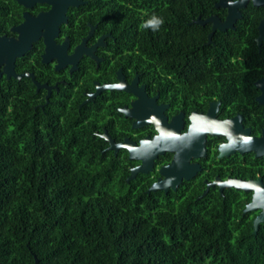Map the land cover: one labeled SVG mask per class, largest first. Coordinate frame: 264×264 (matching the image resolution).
<instances>
[{
  "label": "trees",
  "instance_id": "obj_1",
  "mask_svg": "<svg viewBox=\"0 0 264 264\" xmlns=\"http://www.w3.org/2000/svg\"><path fill=\"white\" fill-rule=\"evenodd\" d=\"M91 2L107 16L106 0ZM108 5L116 51L133 49L122 62L161 94L221 86L219 96H233V79L245 78L237 44L199 50L205 32L174 7L190 0ZM82 97L47 101L28 77L0 79V264H264V223L254 234L239 197L148 192L145 177L127 178L126 152L114 155L95 134L121 138V116L106 99L78 106Z\"/></svg>",
  "mask_w": 264,
  "mask_h": 264
},
{
  "label": "flooded vegetation",
  "instance_id": "obj_2",
  "mask_svg": "<svg viewBox=\"0 0 264 264\" xmlns=\"http://www.w3.org/2000/svg\"><path fill=\"white\" fill-rule=\"evenodd\" d=\"M77 1L78 5L74 3ZM108 1L105 2L108 14L99 19L100 15L91 0H26L27 5H22L16 0H0V37L17 38L18 33L13 29L25 23V16L28 19L41 20L38 25L42 35L31 43L26 53L15 59L14 71L32 73L33 77H22L30 78L35 96H39V99L45 97L49 101L50 96L64 92L65 96H83L78 106L96 101L97 98L110 101L114 112L121 116L120 119L128 129L121 138L112 132V135L109 134L105 128L95 134L106 140V149L114 155L126 152L128 160L132 162L128 166L127 178L132 168L141 166V158L129 159L126 148H110V143L103 134L106 133L114 143L127 139L138 146L147 138L153 140L157 137L158 130L153 123L134 128L136 120L126 118L122 114V110L131 112L132 106L136 109L135 112L138 111V107L132 105L138 97L134 93L103 90L86 100L89 93L92 94L96 90V85L102 87L121 84L124 87L131 86L135 90L146 88L148 100L155 99V105L165 106L162 113L165 124L169 126L166 137L168 146L163 154L154 159L148 172H137L135 177L138 174L145 177L146 182H150L148 190L154 183L168 180V190H158L165 193L200 192L197 198H203L212 192L222 198L223 202L228 198L229 204L232 205L235 196L239 197L243 203L242 216L249 218V214H252L250 216H253L254 224L261 209L243 213L244 208L253 200L254 190L244 191L232 184L260 181L264 185V156L257 157L253 151L257 145L264 151V39L259 44V38H264V29H261L264 21V0H246L245 6L236 9L237 15L234 14L235 10L232 12L228 7L218 6L220 0H190V8L174 6L182 10L181 17L187 21V25H199L205 32L207 40L199 47L200 51H204V46H214L217 51H221L229 45H238L234 50L237 54L235 58L242 60L246 74L244 79H233L234 95L233 90H226L233 96H219L221 86L211 92L204 90L194 93L193 96L174 89L166 96L161 94L155 88L154 81L149 83L136 67L122 62L128 54L133 55V49L123 48L116 51L119 47H114L117 38L110 28ZM150 1L138 0L146 5H149ZM184 1L180 0L181 5ZM222 1L235 3L239 0ZM209 19L216 20L220 27L230 21L232 27L225 30L216 28L213 32V22ZM58 22V31L53 34L51 26ZM237 37L240 39L237 40ZM48 41L49 47L46 43ZM243 44L246 46L242 47ZM76 49L80 57L75 60L74 66L65 59L63 63L58 60L59 57L62 58L63 51L65 57H68ZM3 77L6 78L2 73L0 79ZM35 81L42 86L37 89ZM212 93L215 95H210ZM100 107L103 112L102 105ZM103 114L108 116L110 112L104 109ZM201 133L206 135L203 150L196 142L197 138L202 136ZM241 139L249 140L252 151L241 153L236 149ZM168 167H171V170L164 175L161 170ZM183 175H190L191 178H182L176 189H173L172 182Z\"/></svg>",
  "mask_w": 264,
  "mask_h": 264
},
{
  "label": "water",
  "instance_id": "obj_3",
  "mask_svg": "<svg viewBox=\"0 0 264 264\" xmlns=\"http://www.w3.org/2000/svg\"><path fill=\"white\" fill-rule=\"evenodd\" d=\"M16 1L18 3H22V5H27L26 0H16ZM245 1L246 0H239L235 3H232L229 1L223 2L222 0H220L218 3V6L228 7L229 11H232V12L235 10L236 13L234 12V14L237 15L238 12L236 9L245 6ZM74 3H77L78 5L79 2L77 1ZM255 3L256 5H258L257 1H255ZM25 18H26V21L24 24L13 29L14 32L18 33L17 38L11 39V38H6L5 36L0 37V66H2V68H0V76L3 73L5 74L6 78H9L10 76H13L17 79H19L22 76L33 77L32 73H16L14 71L15 59L17 57L22 56L24 53H26L27 50L30 48L31 43L37 40L38 37L42 35L41 33H39V28L41 27H39L38 25V23L41 22V20L28 19L26 16ZM64 20L66 21V19ZM209 21L213 22V26H212L213 32L216 30V28H219V30H225L227 28L232 27V25H230L231 22L229 20H228L229 22L224 23V26L222 27L219 26V23L216 20L209 19ZM58 24L60 23L58 22L54 26H51V30L53 31V34H55L56 30L58 31L57 29ZM197 24L199 23L197 22ZM261 29H264V21L261 24ZM263 39L264 38L262 37L259 38V44L260 42H262ZM46 43H47V46L49 47L50 42L48 41ZM82 45H84V43ZM77 49L76 51H74V53H72L68 57H65V51H63L62 58L59 57L58 60L61 63H63L65 59L66 61H70L74 66L75 60H77V58L80 57V53H77L78 52ZM45 60L47 61L48 59L46 58ZM120 77L121 76H118V78ZM134 83H136V80ZM35 84L37 85V89L42 86V85H39L37 81H35ZM103 90H110V91L123 90L129 93L136 94L138 96L137 101L132 105H135L136 107H138V111L135 112L136 109H134V107L132 106L131 112H126L125 110H122L121 111L122 114L126 118H130V119L132 118L136 120L133 124L134 128L138 126H143L146 124L153 123L156 129L158 130L159 135L157 137H155L153 140L147 138L143 140L138 146H136L135 144H133L127 139H124L120 143H114V141L109 136H107L106 133L103 134V136L109 141L110 148L114 150H117V148H120V147L126 148L129 154L128 156L129 159L141 158V162H142L141 166L132 168L129 178H134L137 172H148L152 167L154 159H156L159 155L163 154L168 146L166 137L169 131L168 129L169 126L165 124V118L162 113L163 109H165V106L155 105V102H154L155 99L148 100L146 88L142 87L139 90H135V88L131 86L124 87L121 84H116L113 86H102V87H98L96 85V90L92 94L89 93V96H88L89 98L86 101L90 100L94 95H96L97 93ZM176 129L178 130V127H176ZM245 133H247V131H245ZM201 135H202L201 137L197 138L196 142L200 144V148L203 150V141L205 140L206 135L205 133H201ZM259 144L260 146H262L261 142H259ZM236 149L239 150V152L241 153H244L246 151H252V149H250L249 147V140H246V139H241ZM253 151L257 154V157L264 156V151H261V149L259 148V145H257ZM170 168L169 167L163 168L161 172L164 175H167L168 170H171ZM182 178H184L185 180H188L191 178V176L183 175L181 176V178L178 177L177 180L172 182L173 189H176L177 185L180 184L179 182H181ZM169 183L170 181L168 180L156 182L149 188L148 192L155 191L158 189L168 190ZM238 183L247 184L244 182H238ZM249 183L252 184L253 186L244 187L243 185L241 186L234 185V184L232 185L238 189H243L244 191L252 190V189L254 190L253 200L249 205H247L244 208L243 213H245V211L261 209V213L257 216L253 224L254 234H257L260 224L264 223V185H262L260 181L249 182ZM35 264H41V263H39V260L36 259Z\"/></svg>",
  "mask_w": 264,
  "mask_h": 264
},
{
  "label": "clouds",
  "instance_id": "obj_4",
  "mask_svg": "<svg viewBox=\"0 0 264 264\" xmlns=\"http://www.w3.org/2000/svg\"><path fill=\"white\" fill-rule=\"evenodd\" d=\"M150 23L153 25V26H157L161 23V21L159 19H153L152 21H150Z\"/></svg>",
  "mask_w": 264,
  "mask_h": 264
},
{
  "label": "bare ground",
  "instance_id": "obj_5",
  "mask_svg": "<svg viewBox=\"0 0 264 264\" xmlns=\"http://www.w3.org/2000/svg\"><path fill=\"white\" fill-rule=\"evenodd\" d=\"M234 185H240V186L243 185L244 187H252L253 186L250 183L249 184H240V183H235V182H234Z\"/></svg>",
  "mask_w": 264,
  "mask_h": 264
}]
</instances>
